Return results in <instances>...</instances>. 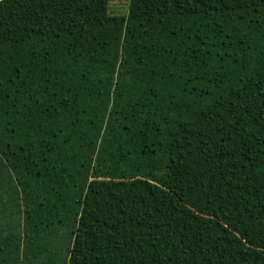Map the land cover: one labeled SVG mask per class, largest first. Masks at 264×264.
<instances>
[{"label":"trees","instance_id":"16d2710c","mask_svg":"<svg viewBox=\"0 0 264 264\" xmlns=\"http://www.w3.org/2000/svg\"><path fill=\"white\" fill-rule=\"evenodd\" d=\"M109 1L0 0V264H264V0Z\"/></svg>","mask_w":264,"mask_h":264},{"label":"rangeland","instance_id":"374dc122","mask_svg":"<svg viewBox=\"0 0 264 264\" xmlns=\"http://www.w3.org/2000/svg\"><path fill=\"white\" fill-rule=\"evenodd\" d=\"M127 5V0H110L108 3V14L125 15L127 13Z\"/></svg>","mask_w":264,"mask_h":264}]
</instances>
